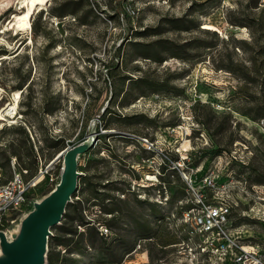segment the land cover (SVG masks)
I'll return each instance as SVG.
<instances>
[{
  "label": "rangeland",
  "instance_id": "rangeland-1",
  "mask_svg": "<svg viewBox=\"0 0 264 264\" xmlns=\"http://www.w3.org/2000/svg\"><path fill=\"white\" fill-rule=\"evenodd\" d=\"M21 1L0 0V108L21 91L0 164L51 176L0 230L22 231L73 152L43 264H168L181 235L162 215L210 173L234 182L230 224L264 258V0H47L16 33Z\"/></svg>",
  "mask_w": 264,
  "mask_h": 264
},
{
  "label": "built area",
  "instance_id": "built-area-1",
  "mask_svg": "<svg viewBox=\"0 0 264 264\" xmlns=\"http://www.w3.org/2000/svg\"><path fill=\"white\" fill-rule=\"evenodd\" d=\"M184 130L189 129L186 127ZM10 167L12 175L6 179L0 165V227L13 223L40 181L51 176L49 166L42 163L38 174L33 177H28L26 169H18L15 160L11 161ZM182 179L190 196L186 204L189 206L180 208L176 215L172 213L166 217L177 221L181 237L172 245L174 251L168 256L169 261L163 263L264 264L259 246L246 243L242 231L230 224L233 204L229 193L234 188V182L228 180L219 184L220 178H215L214 173L200 178L198 182L195 178Z\"/></svg>",
  "mask_w": 264,
  "mask_h": 264
},
{
  "label": "water",
  "instance_id": "water-1",
  "mask_svg": "<svg viewBox=\"0 0 264 264\" xmlns=\"http://www.w3.org/2000/svg\"><path fill=\"white\" fill-rule=\"evenodd\" d=\"M64 161L68 167L61 185L52 190L48 200L37 205L36 210L25 219L21 239L8 243L0 232V246L9 256L1 264H43L49 230L59 224L66 204L76 189V161L73 152L67 153Z\"/></svg>",
  "mask_w": 264,
  "mask_h": 264
},
{
  "label": "bare ground",
  "instance_id": "bare-ground-1",
  "mask_svg": "<svg viewBox=\"0 0 264 264\" xmlns=\"http://www.w3.org/2000/svg\"><path fill=\"white\" fill-rule=\"evenodd\" d=\"M46 3H47V0H22L19 3L18 14H13L12 17H10L11 19L9 18L10 20L6 23V26H5L6 29H12V30L15 29L16 33L20 31H31V22H30L31 16L34 14L35 11H38ZM30 42H31V39H30ZM1 92L2 91L0 89V93ZM20 96H21L20 90L13 91L12 95L10 96V101L5 106L0 108V122L1 123L3 121L9 124L16 123L15 118L17 116V108H18ZM182 156L186 157V153L184 154L182 152ZM74 159L75 161H77L76 156H74ZM67 167L68 165L66 161H64L63 167H62V176L66 174ZM153 177L156 178V176L154 175H148V174L146 175V178H149V179ZM62 181H63V177L60 181H58V183L52 190H54L56 187L61 185ZM50 193L47 194L43 200L38 201V204H42V202L48 200ZM20 229L21 227L18 226L17 229L8 230L6 232L3 231V234L8 243L18 242L21 239ZM8 259H9V256L6 255L2 251V248L0 246V261L3 262Z\"/></svg>",
  "mask_w": 264,
  "mask_h": 264
},
{
  "label": "trees",
  "instance_id": "trees-1",
  "mask_svg": "<svg viewBox=\"0 0 264 264\" xmlns=\"http://www.w3.org/2000/svg\"><path fill=\"white\" fill-rule=\"evenodd\" d=\"M0 165H1V164H0ZM183 190H184V192L186 193L185 189H183ZM188 206H189V205H186V206H183V207H180V208L183 209V208H186V207H188ZM180 208H179V210H180ZM179 210H178V211H179ZM168 216H169V215H162L163 218H166V217H168ZM163 218H162V219H163ZM162 219L160 218V219H158V220H162ZM60 229L63 230L64 227L61 226ZM55 238H56L55 236H52V239H53V240H54ZM149 239H152V237H149L147 240H149ZM60 243H61V242H60ZM52 263H53L52 258H51L50 256H48V257H47V264H52Z\"/></svg>",
  "mask_w": 264,
  "mask_h": 264
}]
</instances>
